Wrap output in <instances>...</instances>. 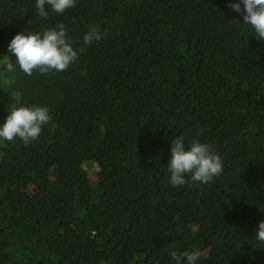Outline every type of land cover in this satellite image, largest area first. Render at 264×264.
I'll use <instances>...</instances> for the list:
<instances>
[{
  "label": "trees",
  "instance_id": "16d2710c",
  "mask_svg": "<svg viewBox=\"0 0 264 264\" xmlns=\"http://www.w3.org/2000/svg\"><path fill=\"white\" fill-rule=\"evenodd\" d=\"M0 264H264V0H0Z\"/></svg>",
  "mask_w": 264,
  "mask_h": 264
}]
</instances>
